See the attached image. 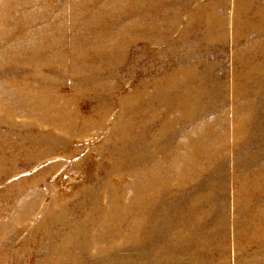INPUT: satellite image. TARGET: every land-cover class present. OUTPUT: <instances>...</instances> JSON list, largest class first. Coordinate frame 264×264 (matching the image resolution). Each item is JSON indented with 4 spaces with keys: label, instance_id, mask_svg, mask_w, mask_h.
Here are the masks:
<instances>
[{
    "label": "rangeland",
    "instance_id": "rangeland-1",
    "mask_svg": "<svg viewBox=\"0 0 264 264\" xmlns=\"http://www.w3.org/2000/svg\"><path fill=\"white\" fill-rule=\"evenodd\" d=\"M0 264H264V0H0Z\"/></svg>",
    "mask_w": 264,
    "mask_h": 264
}]
</instances>
